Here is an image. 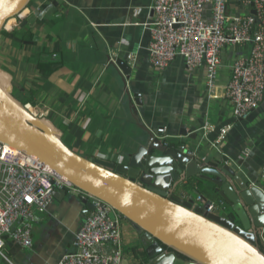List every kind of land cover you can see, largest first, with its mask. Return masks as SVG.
I'll return each instance as SVG.
<instances>
[{
    "label": "crops",
    "instance_id": "crops-1",
    "mask_svg": "<svg viewBox=\"0 0 264 264\" xmlns=\"http://www.w3.org/2000/svg\"><path fill=\"white\" fill-rule=\"evenodd\" d=\"M153 1L31 0L24 11L26 24L13 29L16 36L0 34V67L24 88L15 91L17 97L35 90L34 106L46 109L45 117L62 140L87 158L122 163L145 142L143 124L161 132L159 142L172 149L185 146L187 154L205 163L221 166L227 156V164L242 180L264 191V98L245 116L234 115L224 95L232 51L222 54L218 86L210 96L204 68L189 72L180 57L162 70L152 67L147 47ZM11 20L7 27L13 26ZM38 59L60 60V65L42 78ZM118 59L131 66L129 77L116 65ZM183 126L196 130V137L181 135ZM226 126L223 140L217 142ZM195 179L199 181L184 180L187 186L177 195L194 201L203 195L215 204L222 200L216 212H230L212 183L197 175ZM59 191L43 211H35L30 246L4 236L0 264H58L74 250L86 205L81 194ZM116 218L123 259L142 264L133 255L139 245L136 230L120 215ZM258 236L264 248V227Z\"/></svg>",
    "mask_w": 264,
    "mask_h": 264
},
{
    "label": "water",
    "instance_id": "water-1",
    "mask_svg": "<svg viewBox=\"0 0 264 264\" xmlns=\"http://www.w3.org/2000/svg\"><path fill=\"white\" fill-rule=\"evenodd\" d=\"M30 1L0 0V33L7 20L27 9ZM25 24L21 21L20 27ZM115 63L129 77L127 61ZM15 89L24 90L0 67V143L36 157L80 191L109 204L111 218L120 215L136 230L139 245L133 255L140 263L264 264L258 236L264 227V191L242 180L227 164V156L222 157L221 166L205 163L187 154L185 146L172 149L159 142L161 132L140 124L148 136L122 163L87 158L72 150L45 116L31 114ZM135 101L140 104L138 98ZM181 131L191 138L197 135L196 130L184 126ZM196 175L215 186L217 195L230 207L229 213L207 211L213 201L203 195V206L177 195V188L182 191L187 186L184 180L199 181ZM84 202L83 219L94 208L88 198Z\"/></svg>",
    "mask_w": 264,
    "mask_h": 264
},
{
    "label": "built area",
    "instance_id": "built-area-1",
    "mask_svg": "<svg viewBox=\"0 0 264 264\" xmlns=\"http://www.w3.org/2000/svg\"><path fill=\"white\" fill-rule=\"evenodd\" d=\"M152 10L147 47L152 67L162 70L177 57L184 60L189 72L202 67L210 96L218 86L222 54L235 52L224 95L238 117L260 104L264 98V0H154ZM24 11L14 17L12 27L5 24L4 29L19 27ZM25 106L37 116L48 112L30 103ZM228 129H221L217 142ZM62 189L77 191L91 200L94 208L75 233L74 250L58 264H122L118 220L109 216L112 207L80 191L36 157L4 143H0V256H4L5 235L24 246L31 245L35 211H43L54 193ZM196 202L205 204L200 195ZM222 204V200L212 202L206 210L216 212Z\"/></svg>",
    "mask_w": 264,
    "mask_h": 264
},
{
    "label": "trees",
    "instance_id": "trees-1",
    "mask_svg": "<svg viewBox=\"0 0 264 264\" xmlns=\"http://www.w3.org/2000/svg\"><path fill=\"white\" fill-rule=\"evenodd\" d=\"M5 33H7V35H10L12 37L16 36L15 30H12L10 32H7L6 30H2L0 34H5ZM36 64H37V67H38L39 72L41 74V77L46 78L54 70H56L58 68V66L60 65V60H54V59H52V60H49V59L48 60H41V59H38ZM17 90L18 89H15V91H17ZM34 94H35V90H30L29 92H27V95L25 97H17V98L20 101H22L24 104L30 103L31 105L34 106L35 105ZM164 248L166 249L165 246H164Z\"/></svg>",
    "mask_w": 264,
    "mask_h": 264
},
{
    "label": "rangeland",
    "instance_id": "rangeland-1",
    "mask_svg": "<svg viewBox=\"0 0 264 264\" xmlns=\"http://www.w3.org/2000/svg\"><path fill=\"white\" fill-rule=\"evenodd\" d=\"M3 30H5V29H3ZM180 192V188H177V190H176V193H179ZM220 207H222V206H220ZM224 211H221V213L220 214H226V213H223ZM175 264H181V263H179V260H177L176 262H175Z\"/></svg>",
    "mask_w": 264,
    "mask_h": 264
},
{
    "label": "bare ground",
    "instance_id": "bare-ground-1",
    "mask_svg": "<svg viewBox=\"0 0 264 264\" xmlns=\"http://www.w3.org/2000/svg\"><path fill=\"white\" fill-rule=\"evenodd\" d=\"M14 18V17H13ZM13 18H10V19H8L7 20V22L5 23V24H7V26H9V24H10V20L12 19L13 20ZM11 20V21H12ZM12 24V23H11ZM5 26V25H4ZM12 27V26H11ZM31 112V114H33V115H35V113L33 112V111H30Z\"/></svg>",
    "mask_w": 264,
    "mask_h": 264
}]
</instances>
